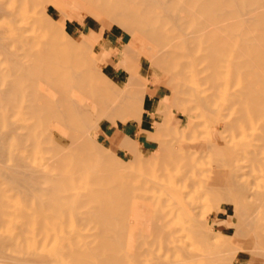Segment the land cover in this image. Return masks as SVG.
Segmentation results:
<instances>
[{
	"label": "bare ground",
	"instance_id": "1",
	"mask_svg": "<svg viewBox=\"0 0 264 264\" xmlns=\"http://www.w3.org/2000/svg\"><path fill=\"white\" fill-rule=\"evenodd\" d=\"M77 1L0 0V264H223L220 254L205 259L185 244L188 234L198 236L196 228L169 220L163 211L167 199L145 196L161 184L153 181L149 188L140 171L131 172L154 163L161 178L176 177L177 184L164 188L180 211L176 221L181 215L183 222L188 215L194 218L184 189L199 182L195 163L182 150L159 143L166 156H155L156 151L143 156L134 143L120 141L117 131L109 143L111 149L127 146L129 163L122 165L90 140L88 108L102 110V117L106 110L135 117L141 87L129 79L121 89L108 85L96 68L102 55L72 43L54 25L64 3L76 6ZM80 1L127 31L130 47L137 50V74L148 61L185 111L206 110L205 125L248 129L259 124L262 147L245 140L239 152L232 146L217 150L229 175L222 178L219 171L207 190L222 203L232 192L231 203L242 209L249 190L232 174L231 157L250 155L264 168V158H258L260 148L264 154V0ZM47 32L65 38V44L46 38ZM194 76L209 88L196 87ZM158 131L156 123L148 134ZM13 190L21 202L8 193ZM143 224L151 230L136 235ZM244 224L255 240L254 224Z\"/></svg>",
	"mask_w": 264,
	"mask_h": 264
},
{
	"label": "rangeland",
	"instance_id": "2",
	"mask_svg": "<svg viewBox=\"0 0 264 264\" xmlns=\"http://www.w3.org/2000/svg\"><path fill=\"white\" fill-rule=\"evenodd\" d=\"M77 3L78 5L76 6L64 3L62 9H65H61V11L57 12L54 16L56 19L52 18L54 25L58 26L60 29H64V36L66 39L69 38V40L71 38L72 43L74 41L76 45L90 50L94 48L96 49V56L102 55V60H99L100 63L96 64V68L101 78H103L108 85L121 89L126 80L129 79L134 86H137L138 84L141 87L139 91L141 94V101L138 105H136L137 114L135 117L128 115L130 116L129 118L127 115L119 114V110H106L107 115L104 112L105 115L103 114L102 117V110H99L100 112L97 111L98 113H96L98 108L96 110H91L90 108H88V110L86 109L87 111L85 113L87 114L89 120V128H91L90 130L88 129L90 140L92 142L95 141L94 144L96 146L102 147V151L106 150L108 152L106 154L107 156H110L108 155L110 152L112 154L110 157L114 158L118 163H122V165H128L129 163L125 152V148L127 146L120 145L111 149L109 143V139L117 131L119 133L118 137L120 141H130L131 143H134L137 145L139 153L143 156H148L153 151H156L155 156H166L167 152H162L159 149L158 144L173 143V145L177 146L179 150H182L186 154V158L192 160L196 165L194 174L197 175L195 180L199 183L195 186H186L184 189V201L185 203L191 205L192 210L190 211L192 212V216H194V218H192L191 215H188L184 218L185 221L187 220L186 222L184 221V223L181 220L185 216L181 215L179 219L180 221H176L177 214L180 213V211L176 209L173 201L168 198L166 194L168 191L166 189L164 190V188L170 184L169 182L177 184L178 181L176 177H173L168 181L166 178H161V173L158 169L154 168V163L151 164V168L149 167V169L141 170L136 168V166V169L131 168L132 173V170H138L141 172L142 178L147 181L146 183L149 182V186L146 185L147 187L151 188V182L153 181L161 184V186L157 185L155 190H147L145 196L150 198L153 195L155 199L158 197L167 199L164 206L165 208H163V211H166L167 213V218L169 220L171 218V220L175 223L177 222L178 227H187V229L189 227L196 228V232L199 237L197 235L195 236L194 233L188 234L187 237L184 238L186 240L182 239V241L192 247V249H199L197 251L193 250L195 253L201 254L202 256L204 255L203 258L206 257L205 259H207V256L215 258V255L218 257V254H220V256L225 259L223 264H264V213H262L264 212V197H262L264 191V168L261 167L260 164L252 163L251 160L253 158L250 155H233V157H231V165L235 170L232 174L237 176L236 180L240 185H247L249 190L247 199H242V209L239 205L236 206V204L233 205L231 203V200H233L231 199L233 195L232 192H228L229 197L231 196L230 200L224 199L223 203L220 201L221 198L216 199L215 197L210 196L207 192L208 188H210V184L214 182V177L219 174V171L220 177L222 178L229 175V167L222 161L224 156L221 155L222 158L219 155L217 156L220 150L224 151L227 147L230 148V146H232L234 149L231 147L230 149L227 148V150L233 149L232 151L235 150V152H239L242 150L241 146L245 140L247 142L245 141L243 144L248 143V145L250 144L251 146L262 147V142L258 139V133L260 131L259 124L255 123L252 128L248 129H243L242 125L232 127L223 126L218 129L215 124L205 125L204 121L207 115V112H205L206 110L192 112L185 111L183 106L180 105V102L169 94L165 81L150 67V63L148 61H145L142 74L138 75L139 72L136 69L137 55L134 53V51L136 52L137 50H133L130 47L131 37L127 31H125L117 23L111 21L109 18L101 16L98 12L87 10V7L84 6L82 1L78 0ZM80 22L82 23L80 24ZM102 30H104L103 33ZM46 38H53L55 41L60 42V44H65V38L63 41L56 38L51 32H47ZM92 42L94 45H91L93 44ZM120 61L122 63V67H119ZM123 62L125 63L124 65ZM192 81L196 87L200 86V88L203 89L209 88L206 83L201 82L199 76H194ZM97 82H99V79H97ZM145 85H148L146 90H144ZM117 99L119 98H112V100H115L118 104ZM115 101L114 103H116ZM110 111H112L114 117L115 114L118 115H116V118L113 117V120V115L110 114ZM99 113L101 115H99ZM108 115L112 116L108 119ZM156 123L160 125L161 131L148 134V131L150 132L152 130V125ZM65 137L68 138L67 135ZM213 148L220 149L214 150ZM259 150L258 158L262 159L264 158L263 149L260 148ZM43 158L49 159L51 156L45 155ZM213 160L216 161L217 164ZM216 167H218V169ZM3 168L4 164L0 162V170ZM136 171L134 172L136 173ZM196 171H199V173ZM192 172L193 171L189 172V176ZM132 173H130L131 179L136 177H132ZM135 173L133 175L139 174V172L138 174ZM142 178L140 177V179ZM135 179L138 180V178ZM139 180H135V182L137 184H141L138 183L140 182ZM181 184L182 183L178 184V186L180 189H183V184L180 186ZM8 193L21 202L20 197H22V195L20 193L17 195L18 192L14 190ZM139 200L140 199L136 200L138 201V204L140 203ZM257 212L258 214H256V218V215L254 214ZM244 220H248L254 224L252 225L253 228L250 227V234L255 238V240H252V237L250 239V236L246 234L249 233V230L247 226H245ZM240 222L243 223V225L240 224ZM150 230L151 226H149V224H143L138 226L136 235L139 232L146 233ZM188 242L190 244H188ZM214 247L216 249H213ZM226 253L227 255L229 253L228 257H226ZM255 255L257 256L255 257Z\"/></svg>",
	"mask_w": 264,
	"mask_h": 264
}]
</instances>
